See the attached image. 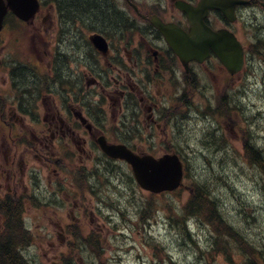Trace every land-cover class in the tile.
I'll list each match as a JSON object with an SVG mask.
<instances>
[{
	"label": "flooded vegetation",
	"instance_id": "flooded-vegetation-1",
	"mask_svg": "<svg viewBox=\"0 0 264 264\" xmlns=\"http://www.w3.org/2000/svg\"><path fill=\"white\" fill-rule=\"evenodd\" d=\"M38 1L27 20L9 7L0 31V264H37L38 233L28 214L41 197L49 202L43 255L50 264H79L116 227L115 189H128L118 168L132 172L101 141L156 157L190 155L197 150L169 142L184 119L206 125L203 139H226L225 90L246 79L252 60L264 70V0ZM158 19L185 31L198 19L234 33L243 67L231 74L211 49L185 66ZM94 34L105 47L91 44Z\"/></svg>",
	"mask_w": 264,
	"mask_h": 264
},
{
	"label": "rangeland",
	"instance_id": "rangeland-1",
	"mask_svg": "<svg viewBox=\"0 0 264 264\" xmlns=\"http://www.w3.org/2000/svg\"><path fill=\"white\" fill-rule=\"evenodd\" d=\"M258 34L256 32V35ZM11 51L14 55L22 54L20 48L14 44ZM254 65L255 67L248 71L246 79L237 80L233 83L235 85L232 84V88L225 90H230L228 95L231 98H244L239 114L236 115V110H233L237 121L230 122L225 119L227 133L231 138L230 144L228 141L226 143L234 148L230 158L227 157L229 153L226 148L220 143L216 148L214 144L210 147L203 144L201 135L206 125L201 121L181 123L180 133H176L177 142L190 145L198 154L186 158L190 176L185 178V185L171 193L153 194L133 182V175L127 167L122 170L118 168L128 189H115V199H120L118 207L114 208L116 227H113L110 236L100 238L101 243L97 244L99 247L96 250H92L93 246H90L88 253H81L82 261L79 264H93V261L96 264H242L243 255L237 250L230 251V254L223 250L209 253V249L204 250L206 246L200 247L214 232L204 217L191 221L192 233L197 239V244L194 245L180 232L182 223L177 221L180 218L174 215V209L180 210L187 201L190 187L194 186L197 176L198 180L201 179V184L210 186L211 193H214V198L219 199L222 211L229 221H233L239 230L251 239L260 240L264 237V187L260 184L262 178L259 172L248 164L243 152V141L240 139V135H246L250 129L264 144V72L262 73L261 69L263 62L255 60ZM245 81V91H236ZM257 109H261V114L252 116ZM107 117L110 123H116L117 115H113L112 110H108ZM127 122L124 129L129 127ZM136 133L137 139H140L139 135L142 136V133ZM200 149L205 150L200 152ZM223 162L224 165L221 164ZM36 203L37 209L28 214V217H32V227L36 235L38 233L36 260L37 264H50L43 255L47 250L49 238L42 231L48 226L49 202L41 197ZM149 203L152 212L142 218L141 211L146 206L148 208ZM169 208L173 209V215H170ZM244 212L254 215L255 219L250 216V219L246 220Z\"/></svg>",
	"mask_w": 264,
	"mask_h": 264
},
{
	"label": "water",
	"instance_id": "water-1",
	"mask_svg": "<svg viewBox=\"0 0 264 264\" xmlns=\"http://www.w3.org/2000/svg\"><path fill=\"white\" fill-rule=\"evenodd\" d=\"M0 0V9H1ZM172 48L187 61L208 53L210 46L219 45L221 38H233L229 33L214 32L203 24H195L189 34L161 21L157 22ZM227 47V43L224 49ZM221 57L230 63V55L221 52ZM231 68V66H230ZM235 69L231 68L233 72ZM104 150L111 156L126 159L134 169L139 184L152 192L158 193L174 190L182 184L183 165L176 154L155 158L151 155L140 156L130 151L124 145L103 144Z\"/></svg>",
	"mask_w": 264,
	"mask_h": 264
},
{
	"label": "trees",
	"instance_id": "trees-1",
	"mask_svg": "<svg viewBox=\"0 0 264 264\" xmlns=\"http://www.w3.org/2000/svg\"><path fill=\"white\" fill-rule=\"evenodd\" d=\"M253 139V141L246 144L245 158L248 164L259 172L262 178V183L260 184H263L264 187V144L261 140ZM214 197L210 186L205 184L196 186L194 194L191 195L187 203L181 206L180 210L174 209L176 212L174 215L177 218L179 216L183 221L182 231L180 230V232L193 243H196L194 240L195 235L190 233L185 220L193 215L202 216L214 230L213 236L209 238V244L214 252L223 250L226 254H230V251L237 250L243 255L242 264H264V237L260 238V240H255L240 231L233 221H229L226 218L219 199ZM169 210L171 215L173 209L169 208ZM145 212L151 214L150 203ZM243 216H246V220H249L250 216H253V220L255 219L254 215H248L245 212Z\"/></svg>",
	"mask_w": 264,
	"mask_h": 264
},
{
	"label": "bare ground",
	"instance_id": "bare-ground-1",
	"mask_svg": "<svg viewBox=\"0 0 264 264\" xmlns=\"http://www.w3.org/2000/svg\"><path fill=\"white\" fill-rule=\"evenodd\" d=\"M70 46V45H69ZM61 57V56H60ZM79 58V57H78Z\"/></svg>",
	"mask_w": 264,
	"mask_h": 264
}]
</instances>
